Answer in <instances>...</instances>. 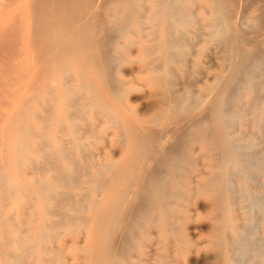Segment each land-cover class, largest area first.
<instances>
[{
    "label": "bare ground",
    "instance_id": "6f19581e",
    "mask_svg": "<svg viewBox=\"0 0 264 264\" xmlns=\"http://www.w3.org/2000/svg\"><path fill=\"white\" fill-rule=\"evenodd\" d=\"M199 23L225 61L183 95ZM261 93L264 0H0V264H177L196 194L216 264H264V147L232 129H264Z\"/></svg>",
    "mask_w": 264,
    "mask_h": 264
},
{
    "label": "rangeland",
    "instance_id": "374dc122",
    "mask_svg": "<svg viewBox=\"0 0 264 264\" xmlns=\"http://www.w3.org/2000/svg\"><path fill=\"white\" fill-rule=\"evenodd\" d=\"M199 24H197V26L199 28L201 26L202 34L196 36V30L198 28L196 26V28L194 27L192 29V30L195 29L194 33L193 32L189 33V36H187L188 43L189 42L191 44L194 42L195 43L192 45L193 48H191V44H188L187 55H186V60H187L186 64L183 66V69H179V67H178L174 70V72L176 71L174 73L175 74L174 78H175L176 88L178 90L180 88V91L182 90L181 92L183 93V95L190 94V93H192V91L194 92V90L197 91L198 89H203L207 85H209V83L212 79V76L220 73V71H221L220 65L222 63H224V61H225L223 58L224 57V55H223L224 51H220L223 48L218 47V45L215 44V42L217 40L216 36L209 33L210 32L209 28H204L205 26L203 24H205V23H199ZM197 38H199V39H197ZM204 41H208V44H204ZM201 42H202V44H201ZM192 52L194 53V55ZM216 52H217V54H216ZM139 66H140L139 62L130 61V62H127L123 67L124 74L126 75V77L128 79H130V86H132V88L130 87L131 89L129 88V90H128L129 93L128 94L126 93L127 97L125 96L124 100H125L126 104L129 106L128 109L134 110V111L136 110V113H138V112L145 113L148 110L152 109L157 98L155 97L153 92L150 91V88L145 85L143 80H141L139 77L134 75V74H136V71L138 70ZM188 70H190V71H188ZM187 75H188V77H187ZM184 80H185V83H184ZM191 80L194 82H192ZM188 81H189V83H188ZM190 82H191V84H190ZM183 90H184V92H183ZM261 97L264 98V93L263 94L261 93ZM261 97L257 98L256 101H254L255 103H258V104H254V102L251 101L248 104H243L242 107L246 108V109L249 107L248 109L255 110V113L257 112V115H259L261 112L260 106L262 105V98ZM259 101H260V103H259ZM44 104H45V102H44ZM46 105L50 106V109L53 110L54 107H52L51 104L49 105V103H46ZM46 105H44V107H43L44 109H47ZM249 105H251V106H249ZM45 106H46V108H45ZM256 106L258 109L256 108ZM43 108H41L40 110H42V113H45ZM50 109H48V110H50ZM54 110H56V107L54 108ZM259 124H263V123L260 121ZM248 125L249 126H246V127H244V126L240 127V125H235V127L232 129H234V130L238 129L236 132H239V130L242 129L241 131L243 132V134L245 133L244 135L248 136V138H251L252 136L256 137V142L257 143L259 142L258 148H263L264 147V140H263L264 139V133H263L264 129L261 130L260 132L256 133L258 128L256 126H252L250 124H248ZM252 130L255 132H252ZM251 134H254V135H251ZM204 161L207 162L208 160L204 159L203 162ZM190 201L191 202L188 203V207L190 208V210H192L191 214H193L194 218L185 222V224H186L185 225V231H186V229L189 230L186 233L189 235L190 238H192L193 244L191 246V250H193V251L192 252L191 251L185 252V253H188L189 255L188 254L184 255V253L180 254L177 264H216L218 262V259H219L218 253L216 250L212 249L209 246V241L211 239L210 225L213 221L211 218V213H210L211 207H212V203H210L211 202L210 198H208L207 196L196 194L193 196V198H191ZM222 201H223V205H225L226 199H222ZM195 212H196V214H195ZM201 214H203V215H201ZM197 217H198V219H197ZM22 230H23V232H22ZM22 230H21L20 237H21V235L24 234V227L22 228ZM191 231H192V233H191ZM193 231H194V234H193ZM73 237L74 236H72L71 238H73ZM195 250H196V252H195ZM215 252H216V254H215ZM182 256H184V258L186 256V258L184 259ZM209 256H211V257H209ZM70 261H71V259L69 258V260L67 262H70ZM68 264H71V262Z\"/></svg>",
    "mask_w": 264,
    "mask_h": 264
}]
</instances>
